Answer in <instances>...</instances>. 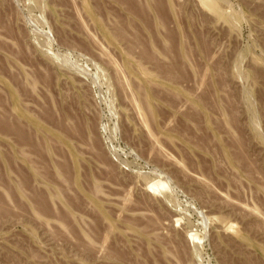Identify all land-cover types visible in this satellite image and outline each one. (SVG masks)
<instances>
[{"label": "rangeland", "instance_id": "obj_1", "mask_svg": "<svg viewBox=\"0 0 264 264\" xmlns=\"http://www.w3.org/2000/svg\"><path fill=\"white\" fill-rule=\"evenodd\" d=\"M0 264H264V0H0Z\"/></svg>", "mask_w": 264, "mask_h": 264}]
</instances>
